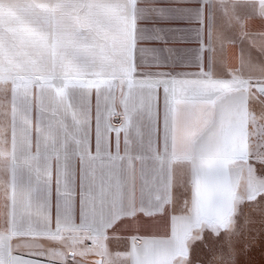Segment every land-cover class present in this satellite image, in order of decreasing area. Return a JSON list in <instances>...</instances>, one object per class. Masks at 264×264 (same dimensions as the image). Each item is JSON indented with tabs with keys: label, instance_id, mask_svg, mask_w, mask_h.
Returning a JSON list of instances; mask_svg holds the SVG:
<instances>
[{
	"label": "snow or ice",
	"instance_id": "6c2138e0",
	"mask_svg": "<svg viewBox=\"0 0 264 264\" xmlns=\"http://www.w3.org/2000/svg\"><path fill=\"white\" fill-rule=\"evenodd\" d=\"M257 223L264 0H0V264H237Z\"/></svg>",
	"mask_w": 264,
	"mask_h": 264
},
{
	"label": "flooded vegetation",
	"instance_id": "af4514ba",
	"mask_svg": "<svg viewBox=\"0 0 264 264\" xmlns=\"http://www.w3.org/2000/svg\"><path fill=\"white\" fill-rule=\"evenodd\" d=\"M244 243L251 246V251L247 255L238 257L237 264H264V228L259 223L254 225L253 231L246 240L240 242L242 247ZM202 249L197 247L194 250V258L197 253H201Z\"/></svg>",
	"mask_w": 264,
	"mask_h": 264
},
{
	"label": "water",
	"instance_id": "95a60500",
	"mask_svg": "<svg viewBox=\"0 0 264 264\" xmlns=\"http://www.w3.org/2000/svg\"><path fill=\"white\" fill-rule=\"evenodd\" d=\"M111 247V250L113 252L117 251V250H120V251H123V248L122 247H118L117 245L113 244L110 246Z\"/></svg>",
	"mask_w": 264,
	"mask_h": 264
},
{
	"label": "crops",
	"instance_id": "0c3cea01",
	"mask_svg": "<svg viewBox=\"0 0 264 264\" xmlns=\"http://www.w3.org/2000/svg\"><path fill=\"white\" fill-rule=\"evenodd\" d=\"M230 52L235 55L238 52V49L234 48V49H230Z\"/></svg>",
	"mask_w": 264,
	"mask_h": 264
}]
</instances>
